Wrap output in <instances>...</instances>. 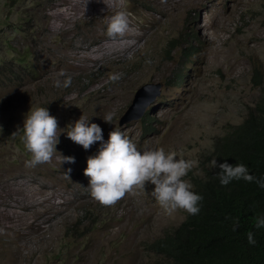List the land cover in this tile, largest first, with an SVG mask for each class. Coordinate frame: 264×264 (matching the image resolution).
Instances as JSON below:
<instances>
[{
    "label": "rangeland",
    "instance_id": "374dc122",
    "mask_svg": "<svg viewBox=\"0 0 264 264\" xmlns=\"http://www.w3.org/2000/svg\"><path fill=\"white\" fill-rule=\"evenodd\" d=\"M109 2L135 36H107V0H0V264H166L151 245L188 213H166L148 182L112 205L94 200L84 169L99 142L84 150L68 125L83 114L105 140L115 127L141 150L196 159L184 177L193 185L212 169L216 146L264 102V0ZM67 75L71 84L57 87ZM146 85L158 89L141 101L154 100L121 125ZM37 106L63 132L59 153L26 167L23 120Z\"/></svg>",
    "mask_w": 264,
    "mask_h": 264
},
{
    "label": "clouds",
    "instance_id": "9594fccd",
    "mask_svg": "<svg viewBox=\"0 0 264 264\" xmlns=\"http://www.w3.org/2000/svg\"><path fill=\"white\" fill-rule=\"evenodd\" d=\"M129 30V19L125 11H117L109 17L106 28L108 37L117 39L123 37ZM63 74L61 72V75ZM120 75L112 74L110 79L118 80ZM71 80V75H67L62 83L56 80L55 85L66 88L71 84ZM112 119L111 112L103 117L108 123ZM67 128L69 130L66 136L84 150L99 142L97 151L86 159L84 175L89 178L85 188L100 204L112 205L134 188L145 189L148 182L154 185L151 195L166 213H172L177 209H183L190 215L200 212L199 202L203 200V196L194 192L191 182L184 178L193 167L198 166V160L178 159L175 151L166 152L163 147L141 150L129 136L115 127L105 140L101 126L89 123V118H85L83 114ZM62 130L58 127L57 118L50 114L47 107H30L24 116L22 127V141L25 149L31 154V158L25 161V166L35 167L37 164L50 161L58 152L56 146L60 142ZM60 158L61 162L69 164L75 162L74 156L60 154ZM209 166L219 168L217 175L221 185L243 179L264 188V178L258 179L251 175L243 163L232 165L225 161L217 164V160L213 158L209 161ZM71 171L72 169L68 168L64 174L69 178ZM255 227L264 228V215L256 217ZM247 241L250 245L256 243L252 231L247 233Z\"/></svg>",
    "mask_w": 264,
    "mask_h": 264
},
{
    "label": "trees",
    "instance_id": "16d2710c",
    "mask_svg": "<svg viewBox=\"0 0 264 264\" xmlns=\"http://www.w3.org/2000/svg\"><path fill=\"white\" fill-rule=\"evenodd\" d=\"M213 158L217 164L243 163L251 175L264 178V102L216 146ZM218 171L194 180L193 191L203 196L200 212L187 214L151 245L166 264H264V228L255 227L256 217L264 215V188L243 179L221 185ZM249 231L254 245L247 241Z\"/></svg>",
    "mask_w": 264,
    "mask_h": 264
},
{
    "label": "water",
    "instance_id": "95a60500",
    "mask_svg": "<svg viewBox=\"0 0 264 264\" xmlns=\"http://www.w3.org/2000/svg\"><path fill=\"white\" fill-rule=\"evenodd\" d=\"M150 89L157 90L158 87H154L152 85H146L141 89H139V91L136 94L133 105L130 107L126 115L122 118L121 125L129 123L134 120H139L140 118L143 117L144 112L148 107V104H150V102L154 100V96H153L149 102L143 103L141 101L146 96L147 92L150 91Z\"/></svg>",
    "mask_w": 264,
    "mask_h": 264
},
{
    "label": "bare ground",
    "instance_id": "6f19581e",
    "mask_svg": "<svg viewBox=\"0 0 264 264\" xmlns=\"http://www.w3.org/2000/svg\"><path fill=\"white\" fill-rule=\"evenodd\" d=\"M99 3L100 4H102L103 6H104V3L103 2H101V1H99ZM107 3L110 5V7H107V8H105L104 10V12H103V14H105V15H113L115 12H117L118 11V9L116 10V8H114V7H112V3H110L109 2V0H107ZM104 15V16H105ZM131 20H129V22H130ZM106 35V34H105ZM136 35V33H130L129 31L128 32H126L125 34H124V36L123 37H119L118 39H122V38H125V37H129V36H135ZM104 39V38H103ZM103 47H104V45H103ZM43 187V186H42ZM70 200V199H69ZM19 207H21V206H19ZM36 211V210H35ZM52 212V211H51ZM47 213V212H46ZM41 217V216H40ZM12 220V219H11ZM34 223L33 222H31L30 223V225H33Z\"/></svg>",
    "mask_w": 264,
    "mask_h": 264
}]
</instances>
